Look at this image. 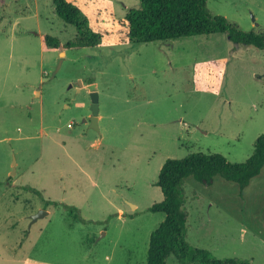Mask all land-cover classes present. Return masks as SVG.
Instances as JSON below:
<instances>
[{
	"label": "rangeland",
	"instance_id": "rangeland-1",
	"mask_svg": "<svg viewBox=\"0 0 264 264\" xmlns=\"http://www.w3.org/2000/svg\"><path fill=\"white\" fill-rule=\"evenodd\" d=\"M67 1L98 47L43 50L42 34L77 35L52 0H0V264H145L164 218L148 210L163 197V162L195 152L242 162L264 133V49L225 33L132 44L125 15L139 0ZM206 5L264 34V0ZM182 190L191 246L264 264V167L243 189L216 175L186 177Z\"/></svg>",
	"mask_w": 264,
	"mask_h": 264
},
{
	"label": "trees",
	"instance_id": "trees-1",
	"mask_svg": "<svg viewBox=\"0 0 264 264\" xmlns=\"http://www.w3.org/2000/svg\"><path fill=\"white\" fill-rule=\"evenodd\" d=\"M54 11L65 23L76 29V38L61 42L50 34L41 35L43 50L64 51L85 47H98L101 36L88 25L80 9L67 0H52ZM127 40L132 44L156 40H174L193 35L225 33L236 44L252 45L264 49L262 32L244 31L224 16L211 13L206 0H139V6L125 15ZM90 83V82H89ZM264 167V133L254 141L251 155L242 162H231L221 153H191L183 158H167L160 167L155 184L162 192V199L148 207L152 212L164 213L163 220L150 233L145 264H167L166 258L174 254L182 264L197 261L200 264H251L235 258L216 259L208 250L191 246L185 239L186 212L182 184L192 176L209 184L216 175L234 182L241 189L259 175ZM32 190L41 195L40 191ZM45 204L57 202L45 200ZM69 212L75 210L65 205Z\"/></svg>",
	"mask_w": 264,
	"mask_h": 264
},
{
	"label": "water",
	"instance_id": "water-1",
	"mask_svg": "<svg viewBox=\"0 0 264 264\" xmlns=\"http://www.w3.org/2000/svg\"><path fill=\"white\" fill-rule=\"evenodd\" d=\"M61 52V51H60ZM78 85H82V81L78 80ZM90 112L91 115L88 117L89 121V127L93 128L95 130H98V93L96 90L90 91ZM13 163H15V160L13 159ZM14 172V169H13ZM47 211L45 210H39L37 213L31 216V220H35L38 217H42L45 215Z\"/></svg>",
	"mask_w": 264,
	"mask_h": 264
}]
</instances>
